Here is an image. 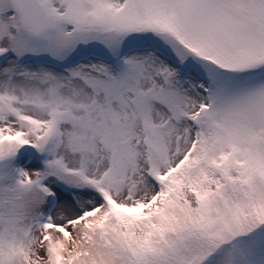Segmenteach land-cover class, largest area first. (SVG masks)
Here are the masks:
<instances>
[{"label":"snow or ice","instance_id":"obj_1","mask_svg":"<svg viewBox=\"0 0 264 264\" xmlns=\"http://www.w3.org/2000/svg\"><path fill=\"white\" fill-rule=\"evenodd\" d=\"M0 264H264V0H0Z\"/></svg>","mask_w":264,"mask_h":264}]
</instances>
